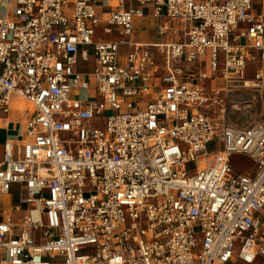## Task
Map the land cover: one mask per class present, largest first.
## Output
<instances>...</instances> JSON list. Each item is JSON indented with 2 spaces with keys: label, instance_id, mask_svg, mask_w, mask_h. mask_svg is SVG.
<instances>
[{
  "label": "built area",
  "instance_id": "built-area-1",
  "mask_svg": "<svg viewBox=\"0 0 264 264\" xmlns=\"http://www.w3.org/2000/svg\"><path fill=\"white\" fill-rule=\"evenodd\" d=\"M243 81L264 102V0H0V264H264Z\"/></svg>",
  "mask_w": 264,
  "mask_h": 264
},
{
  "label": "rangeland",
  "instance_id": "rangeland-1",
  "mask_svg": "<svg viewBox=\"0 0 264 264\" xmlns=\"http://www.w3.org/2000/svg\"><path fill=\"white\" fill-rule=\"evenodd\" d=\"M106 9L101 8V6L96 8V16L99 19H103L106 17ZM156 22L149 18H145L140 22L141 28H139L138 32L140 35L145 36L146 42H156L163 41L164 38H159L155 32ZM101 25H99V29L97 30L98 34L100 33ZM140 37V36H139ZM144 41V40H143ZM209 62L210 56L209 52L206 53L205 56V70L209 73ZM223 81H217L216 85L223 84ZM231 84V83H229ZM233 85V91L229 94H223L222 98L225 103V114L224 121L227 125H230L235 128H246L249 126L260 124L264 121V102H262L258 97H256L253 93L248 90H244L238 88L236 84ZM28 110L26 104L19 100V103L14 106V114H20ZM17 121L14 116H12L11 120ZM4 138L1 135L0 140ZM208 151H217L220 149V146L216 139L211 141L207 145ZM232 164L236 171L244 172L248 171L252 168L251 162L242 157L235 156L232 158Z\"/></svg>",
  "mask_w": 264,
  "mask_h": 264
},
{
  "label": "bare ground",
  "instance_id": "bare-ground-1",
  "mask_svg": "<svg viewBox=\"0 0 264 264\" xmlns=\"http://www.w3.org/2000/svg\"><path fill=\"white\" fill-rule=\"evenodd\" d=\"M232 83V82H231ZM233 84H236L237 85V87L238 88H241V89H243V88H246L247 86H248V84H247V82L246 81H243V82H235V83H233ZM20 101H22V102H24L25 104H26V107H27V109L28 110H31V106H30V104H28L27 102H25L24 100H20ZM12 123H11V120H9L8 122H7V127H8V129L11 127V126H14L15 127V129L18 127V125L19 124H15V125H11Z\"/></svg>",
  "mask_w": 264,
  "mask_h": 264
},
{
  "label": "crops",
  "instance_id": "crops-1",
  "mask_svg": "<svg viewBox=\"0 0 264 264\" xmlns=\"http://www.w3.org/2000/svg\"><path fill=\"white\" fill-rule=\"evenodd\" d=\"M14 116V115H13ZM11 125H17V124H19L20 123V121L19 120H17V121H14L13 119L11 120ZM10 130H15V127L14 126H11L10 128H9Z\"/></svg>",
  "mask_w": 264,
  "mask_h": 264
}]
</instances>
